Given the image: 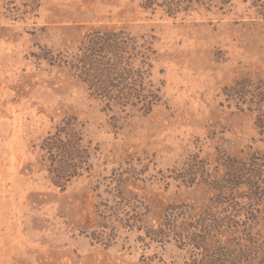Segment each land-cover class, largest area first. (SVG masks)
Instances as JSON below:
<instances>
[{"label": "rangeland", "instance_id": "1", "mask_svg": "<svg viewBox=\"0 0 264 264\" xmlns=\"http://www.w3.org/2000/svg\"><path fill=\"white\" fill-rule=\"evenodd\" d=\"M165 1L0 0V264H199L174 233L201 219L264 246V198L230 171L264 160V0ZM118 32L158 90L147 113L84 82L90 41Z\"/></svg>", "mask_w": 264, "mask_h": 264}, {"label": "trees", "instance_id": "2", "mask_svg": "<svg viewBox=\"0 0 264 264\" xmlns=\"http://www.w3.org/2000/svg\"><path fill=\"white\" fill-rule=\"evenodd\" d=\"M220 1L226 3L229 0ZM143 2V8L145 9L150 8L154 4L158 5L157 0H143ZM180 2L182 3L181 0H166L165 7L168 13L172 14V12L176 11L180 7ZM187 2H191V0ZM255 2L259 3V0H255ZM259 6L264 12V6ZM90 42L92 43V48L88 49L90 51L88 55H84L85 63L88 66H96L99 74H90L92 70L95 72V68L89 71L85 66L84 74L86 75V80L84 82L87 83L93 93L121 106L131 104L132 107L139 106V109L145 113L149 112L151 107L159 100L158 90L151 88V85L150 88L146 87L144 73L140 70L127 68L128 65L122 57V53L126 52L127 45L130 42L131 50L134 54L138 48L136 40L128 38L123 32H118L111 33L106 38L96 36ZM99 44L105 49L107 46L109 49L116 48V52L111 54L113 61L101 56L98 54V50L93 48ZM135 54L137 55V53ZM144 58L146 59L147 57L144 56ZM238 161L231 165V188L236 189L240 186H245L247 189L245 198L260 201L262 196L264 198V160L259 158L258 154H250ZM247 213L252 215L251 212ZM168 226V232L174 231L175 225L168 224ZM239 226L238 222L232 220L220 223V220L211 219V222L208 223L206 220L201 219L196 223V226H180L179 232L174 233V235H178L182 239L186 238L190 245L196 249L200 247L202 254L199 264H264V246L256 247L255 242L257 239L254 241L251 229L246 228L240 232L236 230ZM186 227L188 229L193 228L194 232H189ZM222 227L226 228L223 230ZM162 231L159 229L157 233H162ZM224 233H229L228 235L232 237L225 242H221L220 237ZM237 233H240L243 238L237 236ZM153 235L154 237L158 236L156 232ZM240 240L252 243V245L241 244Z\"/></svg>", "mask_w": 264, "mask_h": 264}]
</instances>
